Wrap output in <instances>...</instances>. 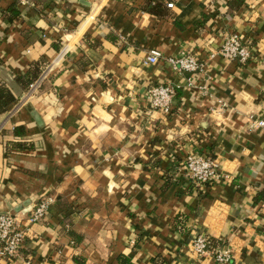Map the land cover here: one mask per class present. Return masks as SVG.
<instances>
[{"label":"crops","instance_id":"obj_1","mask_svg":"<svg viewBox=\"0 0 264 264\" xmlns=\"http://www.w3.org/2000/svg\"><path fill=\"white\" fill-rule=\"evenodd\" d=\"M84 1L0 0V87L14 97L0 111V213L25 220L56 199L29 227L27 257L0 264H217L190 252L198 234L231 246L230 264H264V0H173L162 16L146 0ZM230 32L254 47L247 63L220 53ZM181 51L203 70L176 72L166 59ZM156 85L175 88L168 114L147 100ZM190 152L231 178L196 186Z\"/></svg>","mask_w":264,"mask_h":264},{"label":"built area","instance_id":"obj_2","mask_svg":"<svg viewBox=\"0 0 264 264\" xmlns=\"http://www.w3.org/2000/svg\"><path fill=\"white\" fill-rule=\"evenodd\" d=\"M22 4H27L28 0H19ZM168 7L174 6L173 2L167 3ZM254 47L245 43L242 37L235 32H230L224 38L220 47V53L228 61H238L247 63L254 55ZM67 47H64L53 61L44 65L39 75L29 84L21 98L16 101L13 107L18 111L29 100L35 98L43 89L45 83L53 76L61 59L65 56ZM162 53L156 49L149 52L145 59L146 65H153L160 61ZM167 63L178 73H197L203 70L204 64L200 61L196 53L181 51L176 56L166 59ZM175 95V88L172 85L151 86L147 90L146 97L152 109L168 114L172 108ZM253 126L264 128V120L255 119ZM1 128V127H0ZM186 175L196 186L213 185L221 178H231L223 171L220 162L210 155L190 152L184 158ZM56 199L53 196H45L38 200L34 206L26 209V219L19 213H0V260L9 263L21 257L20 248L26 238L29 227L43 220L50 211ZM189 250L197 258H209L217 264H230L233 259L232 247L229 245L214 244L213 240L205 234L194 236L189 242Z\"/></svg>","mask_w":264,"mask_h":264},{"label":"trees","instance_id":"obj_3","mask_svg":"<svg viewBox=\"0 0 264 264\" xmlns=\"http://www.w3.org/2000/svg\"><path fill=\"white\" fill-rule=\"evenodd\" d=\"M168 2H173V0H146L145 1V4L143 6L144 10H146L147 12L151 13V14H155V15H158V16H162V11L164 10V8H167L169 9L170 7H168L167 3ZM33 81V80H32ZM31 81V82H32ZM30 82V83H31ZM27 84L26 88H28L29 84ZM14 100V97L13 95L8 91L7 88L5 87H0V104L4 107V108H1L0 111L1 112H5L7 111V106L13 102ZM27 241V238H25L22 242V247L20 248V254L21 256L23 255L24 257H27L24 255V252H26L24 250V245ZM121 263L122 264H133L130 259L128 257H121Z\"/></svg>","mask_w":264,"mask_h":264},{"label":"water","instance_id":"obj_4","mask_svg":"<svg viewBox=\"0 0 264 264\" xmlns=\"http://www.w3.org/2000/svg\"><path fill=\"white\" fill-rule=\"evenodd\" d=\"M71 1H75V2H80V3H85V4H87V2H85L84 0H71Z\"/></svg>","mask_w":264,"mask_h":264}]
</instances>
